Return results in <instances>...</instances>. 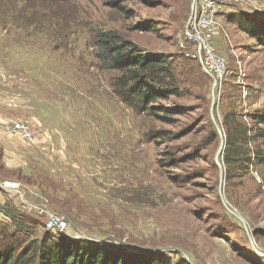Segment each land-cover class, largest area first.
<instances>
[{
    "label": "rangeland",
    "instance_id": "obj_1",
    "mask_svg": "<svg viewBox=\"0 0 264 264\" xmlns=\"http://www.w3.org/2000/svg\"><path fill=\"white\" fill-rule=\"evenodd\" d=\"M197 2L0 0V117L31 118L41 144L20 168L35 194L12 206L34 233L9 241L25 247L40 239L48 214L58 213L70 232L105 245L191 264H264V163L229 178L227 144L221 156L223 195L243 223L221 200V136L212 117L226 141L233 113L248 125L250 115L264 113V45L240 26L248 16L264 28V0H222L211 42L225 75L209 71L214 84L197 59L208 82L161 103L180 111L173 122L125 104L114 85L118 71L95 56L96 34L109 30L146 53H195L187 30ZM158 131L165 138H153ZM5 135L27 148L35 143ZM255 145L264 156V138ZM4 229L15 227L0 217Z\"/></svg>",
    "mask_w": 264,
    "mask_h": 264
},
{
    "label": "trees",
    "instance_id": "obj_2",
    "mask_svg": "<svg viewBox=\"0 0 264 264\" xmlns=\"http://www.w3.org/2000/svg\"><path fill=\"white\" fill-rule=\"evenodd\" d=\"M240 26L264 45V28H259L253 18L242 17ZM139 28L147 30L149 27L140 23ZM93 45L100 66L118 71L114 85L121 100L137 112H148L163 122H173L172 116L180 111L161 105L162 102L181 95L182 90L193 86L196 80L205 83L209 79L197 59L186 55L146 53L112 30L97 33ZM233 117L223 157L227 170L232 172L229 178L235 172H248L254 164L264 163L258 146H253L257 138H264V113L250 115L249 125L241 122L238 114L233 113ZM226 118L228 120L227 115ZM165 136L164 132L158 131L153 138ZM6 215L15 230L12 233L0 230V264H191L185 258L175 260L163 252L131 251L53 231H45L40 239L18 247L8 239L18 240L19 231L33 235L34 229L25 228L22 215L13 210Z\"/></svg>",
    "mask_w": 264,
    "mask_h": 264
},
{
    "label": "built area",
    "instance_id": "obj_3",
    "mask_svg": "<svg viewBox=\"0 0 264 264\" xmlns=\"http://www.w3.org/2000/svg\"><path fill=\"white\" fill-rule=\"evenodd\" d=\"M222 0H198L194 8L193 17L189 23L190 30L187 35L198 48L195 53H187V56L198 59L210 72H215L222 80L226 69L225 59L217 53L215 46L211 42L216 32V21ZM31 118L20 117H0V130L11 134H17L25 141L33 143L37 140L38 126H35ZM69 221L58 213H50L44 221L46 231L66 233L74 239H84V236L69 231Z\"/></svg>",
    "mask_w": 264,
    "mask_h": 264
},
{
    "label": "crops",
    "instance_id": "obj_4",
    "mask_svg": "<svg viewBox=\"0 0 264 264\" xmlns=\"http://www.w3.org/2000/svg\"><path fill=\"white\" fill-rule=\"evenodd\" d=\"M6 116L5 111L2 112ZM7 132L0 130L3 147V165L0 168V217L8 218L6 213L12 212V206L23 204L22 201L31 197V192L35 194L28 184L22 179L20 168L25 169L23 162L30 161L27 151L36 152L35 147H40V140H36L34 146L15 143ZM37 142V143H36ZM38 151V150H37ZM30 192V193H29ZM27 202V201H25ZM28 206V204H27Z\"/></svg>",
    "mask_w": 264,
    "mask_h": 264
},
{
    "label": "water",
    "instance_id": "obj_5",
    "mask_svg": "<svg viewBox=\"0 0 264 264\" xmlns=\"http://www.w3.org/2000/svg\"><path fill=\"white\" fill-rule=\"evenodd\" d=\"M195 2H197V0H194V4H195ZM204 71L206 73H208L209 75H211L214 78V84H216L217 83V79L206 68H204ZM213 105H214V103L212 104V109H213ZM212 117H213V122H214V124H215V126L217 128V131H218L219 135L221 136V143H220V146H219V148H218V150L216 152V155H215L216 164H217V166L219 167V170H220V193H221V200H222V203H223L224 207L226 208V210L229 213L233 214L235 217H237L243 223H245V220L243 219V217L239 213H237L235 210L232 209V207L228 204V202L226 201V199H225V197L223 195L222 186H223V183L225 182V175H224V170H223V164H222V162H221L220 159H221V156H222V154H223V152L225 150L226 141H225V139H223L222 129H221L218 121L216 120V118L213 116V112H212ZM245 226H246V224H245ZM250 240L252 241V237H250ZM255 250L257 252H259L257 250V248H255Z\"/></svg>",
    "mask_w": 264,
    "mask_h": 264
},
{
    "label": "bare ground",
    "instance_id": "obj_6",
    "mask_svg": "<svg viewBox=\"0 0 264 264\" xmlns=\"http://www.w3.org/2000/svg\"><path fill=\"white\" fill-rule=\"evenodd\" d=\"M204 68V67H203Z\"/></svg>",
    "mask_w": 264,
    "mask_h": 264
}]
</instances>
